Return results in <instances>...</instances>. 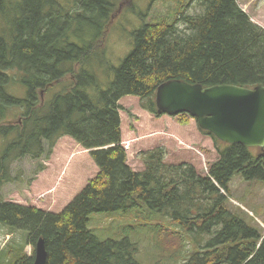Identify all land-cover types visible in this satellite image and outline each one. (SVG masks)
Here are the masks:
<instances>
[{"label":"trees","instance_id":"trees-1","mask_svg":"<svg viewBox=\"0 0 264 264\" xmlns=\"http://www.w3.org/2000/svg\"><path fill=\"white\" fill-rule=\"evenodd\" d=\"M119 7L113 0H77L69 10L57 0H0V13L10 19L8 31L0 32V140L6 143L0 193L12 182L17 162L49 159L64 137L88 151L100 170L61 213L0 201V222L27 232V245L35 247L44 238L47 264H141L137 243L102 241L88 223L93 214L145 203L167 220L168 227L156 226L159 236L174 231L181 238L182 264H264L263 233L241 209H230V184L237 174L246 182H264V153L225 144L199 128L219 155L207 176L192 164L167 162L164 147L142 153L145 169L136 172L123 146L120 114L121 100L135 96L157 115L156 91L170 80L204 87L264 86V27L239 0H200L203 13L180 17V11L173 21L169 15L153 17L135 33L133 51L110 88L102 90L86 66ZM87 29L99 31L96 41L80 44L89 36ZM12 72L22 75L27 99L8 93ZM57 85L62 91L46 103L42 94ZM14 109L23 114L13 124ZM174 118L183 126L191 119ZM199 237L208 238L205 245H197ZM191 238L198 249L186 253ZM24 249L17 264H34Z\"/></svg>","mask_w":264,"mask_h":264},{"label":"rangeland","instance_id":"rangeland-1","mask_svg":"<svg viewBox=\"0 0 264 264\" xmlns=\"http://www.w3.org/2000/svg\"><path fill=\"white\" fill-rule=\"evenodd\" d=\"M65 9L75 6L77 0H57ZM122 10L112 19L106 36L98 45V52L86 66L95 76L99 87L108 90L116 77V70L131 54L134 48V35L148 24L153 17H171L175 20L180 15H197L203 13L200 0H113ZM239 4L252 20L264 27V0H239ZM188 5V6H187ZM10 19L0 13V32L8 31ZM173 23V22H172ZM78 26L76 27V29ZM89 36L78 40L80 44L96 41L99 33L87 29ZM12 82L7 87L10 95L27 99L28 90L21 83L22 75L12 72ZM62 86H55L42 97L49 103L55 95L62 91ZM123 146L128 153L129 165L136 172H143L145 167L141 154L157 147L167 149V162L172 164H192L202 176L209 174V166L219 159L214 141L199 130L198 123L191 118V129L201 136L193 140L176 126V132L189 139L193 148L179 146L172 135L173 129L160 121L158 115L150 114L141 106L135 96H126L120 102ZM16 116L10 123H16L23 114L22 109H14ZM177 123L178 122V119ZM184 126V127H185ZM171 128V130H170ZM6 143L0 140V158ZM182 148L178 150V148ZM259 152V149H255ZM99 168L88 151L79 146L72 138L60 139L51 157L42 159L25 158L12 168V182L6 184L0 193V201L36 207L44 211L59 214L86 188L89 181L99 174ZM230 209L245 212L246 221L257 227L264 236V182H246L237 174L230 184ZM156 226L168 227L167 220L157 215L145 204L141 203L128 211L114 214H93L89 218L88 227L102 241H121L129 239L139 246L136 259L141 264H182L180 253L183 251L181 238L170 231L168 235L159 236ZM194 238V237H193ZM28 233L13 230L0 222V264H17L23 249L28 256L35 255V247L27 245ZM197 245H205L207 237L196 238ZM192 242V243H191ZM186 253L197 246L191 238ZM161 244V245H160ZM198 248L195 250L197 251Z\"/></svg>","mask_w":264,"mask_h":264},{"label":"water","instance_id":"water-1","mask_svg":"<svg viewBox=\"0 0 264 264\" xmlns=\"http://www.w3.org/2000/svg\"><path fill=\"white\" fill-rule=\"evenodd\" d=\"M158 116L189 115L201 130L228 145L264 153V86L204 87L182 80L161 84L155 95ZM44 238L35 245L34 264H47Z\"/></svg>","mask_w":264,"mask_h":264},{"label":"crops","instance_id":"crops-1","mask_svg":"<svg viewBox=\"0 0 264 264\" xmlns=\"http://www.w3.org/2000/svg\"><path fill=\"white\" fill-rule=\"evenodd\" d=\"M159 119L164 124L169 125L167 129H169V127H171L173 129L172 135L175 137V140L179 142L178 143L179 146H182V147L183 146H186V147H189V148H193V146H191V144L188 142L189 139L188 138H185L186 136L184 137L182 134L176 132V129H175L176 126L180 125L179 123H177L176 118L170 117V116H163V117H160ZM180 126H182V125H180ZM171 128H170V130H171ZM181 129L183 130V132H185V134L192 135L193 136L191 138L192 140H193V138H194V140H198V141L201 139V136L197 135L194 132V130L191 129V125L185 126V127L182 126ZM180 149H182V148L179 147L178 150H180Z\"/></svg>","mask_w":264,"mask_h":264},{"label":"flooded vegetation","instance_id":"flooded-vegetation-1","mask_svg":"<svg viewBox=\"0 0 264 264\" xmlns=\"http://www.w3.org/2000/svg\"><path fill=\"white\" fill-rule=\"evenodd\" d=\"M119 8H120V9H119V11H118V12H120V11L122 10V6H120Z\"/></svg>","mask_w":264,"mask_h":264}]
</instances>
